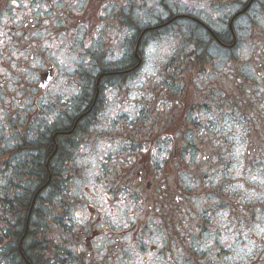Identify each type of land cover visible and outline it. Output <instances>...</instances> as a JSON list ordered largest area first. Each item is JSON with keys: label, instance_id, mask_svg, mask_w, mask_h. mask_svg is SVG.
I'll return each mask as SVG.
<instances>
[{"label": "flooded vegetation", "instance_id": "1", "mask_svg": "<svg viewBox=\"0 0 264 264\" xmlns=\"http://www.w3.org/2000/svg\"><path fill=\"white\" fill-rule=\"evenodd\" d=\"M0 143V264L42 152L41 264H264V0H0Z\"/></svg>", "mask_w": 264, "mask_h": 264}, {"label": "trees", "instance_id": "2", "mask_svg": "<svg viewBox=\"0 0 264 264\" xmlns=\"http://www.w3.org/2000/svg\"><path fill=\"white\" fill-rule=\"evenodd\" d=\"M197 47H199V40L197 39ZM203 49L208 50L209 49V45L207 44H203ZM134 58V56H133ZM133 58H128L127 60H125L122 64H132L133 62ZM134 61L135 58H134ZM137 62V61H136ZM186 62L184 63V65L180 66L179 68L182 69V72H180V74H190L191 72L186 71ZM121 63H119L118 65H115V68H120V66H122ZM121 78V77H118ZM185 79V78H183ZM183 83L185 84L186 81L184 80ZM167 87V86H166ZM169 87V85H168ZM50 145L54 144L53 138L51 137L48 140ZM64 146L67 147L66 142L64 143ZM53 147L51 148L50 152L52 151ZM44 151V150H43ZM49 156L44 154L43 152L40 154V156L37 158V161L40 163V167H39V171H33L32 173V179L31 182H29L28 186H32L28 192H27V196L24 197V200H16L14 202L17 203L16 207H13L12 210L15 212V215L17 217V222L15 224V222L13 223L12 226V236L15 238L13 240V244L15 245V250H16V256L14 255V258L17 257L19 260V263L22 264H41V259H42V245H41V241L43 237V234H41V223H42V214L41 211L39 210H33L34 206L33 204H31L30 198L32 195V190L34 189L35 183H43V181H45V179L47 180V177L53 173V171H55V167L50 170L53 167V162L48 161ZM56 188V186L53 185V183L51 182V184H49V188L52 190ZM39 201V200H38ZM40 207H42L41 203L38 204ZM37 213L39 215V217H37V215L35 214ZM33 214V216H32ZM30 215V216H29ZM15 217V216H14ZM15 220V218H14ZM31 228V230L27 231V235L25 237H23L24 234H21L20 230L21 228H23V230H25L26 228ZM19 234V236H18ZM23 237V238H22ZM33 248V249H32ZM15 254L12 253L10 255V257L8 259L11 258V256ZM26 260V261H25Z\"/></svg>", "mask_w": 264, "mask_h": 264}, {"label": "rangeland", "instance_id": "3", "mask_svg": "<svg viewBox=\"0 0 264 264\" xmlns=\"http://www.w3.org/2000/svg\"><path fill=\"white\" fill-rule=\"evenodd\" d=\"M140 12H141V16H143L147 11H140ZM120 33H122V28H115V33H114L115 36L113 37V40L115 39L113 45L114 54L112 55L114 62L116 58H119L121 56V52H122V42H120L121 40H119L117 37ZM174 40L175 38H174V34L172 33V30L171 31L166 30V33H164L163 38L148 43L145 53V59L142 67H140L137 73L129 77V80L125 82V84H123L122 82H117L118 86L129 87L128 88L129 96L131 97L132 95L133 99L137 100V95L139 93L138 88L144 87L145 89H150L151 87H155V85H158V81H161L159 75H163V72L164 73L168 72L167 67L170 65V61L172 58V54L174 50ZM114 55L116 58H114ZM127 107L128 110L131 112L138 111L137 106H127ZM4 142H6L8 148L9 147L11 148L7 140ZM1 144L3 143H0V147L2 146ZM112 147H116L114 141H111V148ZM77 161L78 160L76 159V162ZM80 174H81L80 176L88 175L87 177H81V182L89 185L91 182L90 177L93 174V171L82 172ZM0 184L1 187L4 188L5 185L2 181L0 182ZM51 218L52 217H50V219ZM59 220L63 221L62 218H60Z\"/></svg>", "mask_w": 264, "mask_h": 264}]
</instances>
